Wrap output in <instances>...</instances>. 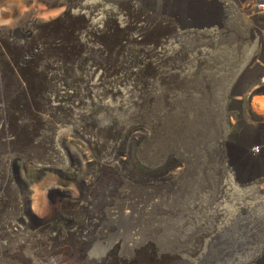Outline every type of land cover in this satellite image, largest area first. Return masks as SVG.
<instances>
[{
	"label": "rangeland",
	"instance_id": "1",
	"mask_svg": "<svg viewBox=\"0 0 264 264\" xmlns=\"http://www.w3.org/2000/svg\"><path fill=\"white\" fill-rule=\"evenodd\" d=\"M240 3L0 0V264L251 259L220 250L264 198V18Z\"/></svg>",
	"mask_w": 264,
	"mask_h": 264
},
{
	"label": "built area",
	"instance_id": "2",
	"mask_svg": "<svg viewBox=\"0 0 264 264\" xmlns=\"http://www.w3.org/2000/svg\"><path fill=\"white\" fill-rule=\"evenodd\" d=\"M216 1L218 0H204L207 4ZM239 5L241 10L243 9L247 12L243 13V15L254 20V22L259 18H264V0H241ZM248 154L251 158H263L264 139L262 142L250 146ZM250 186L252 191H256L264 197V175L251 183ZM261 202H264V198L260 201L252 199L249 204L241 203L236 216L231 220L230 228L225 231L229 235L226 241L229 239L231 242H220V250L223 251V254L237 258H251L249 261L243 262V264H264V204L258 206ZM215 230L213 237L219 235L218 228Z\"/></svg>",
	"mask_w": 264,
	"mask_h": 264
},
{
	"label": "bare ground",
	"instance_id": "3",
	"mask_svg": "<svg viewBox=\"0 0 264 264\" xmlns=\"http://www.w3.org/2000/svg\"><path fill=\"white\" fill-rule=\"evenodd\" d=\"M110 186V185H109ZM114 188V187H113ZM137 189V188H136ZM142 190V189H141ZM124 191V190H123ZM136 191V190H135ZM145 191V190H144ZM116 192H117V190H116ZM129 192V191H128ZM134 192V191H133ZM139 192H141V191H139ZM124 193V192H123ZM111 194V193H110ZM114 194V193H113ZM137 194V193H136ZM148 194V193H147ZM119 195V194H118ZM135 195V194H134ZM121 196V195H120ZM124 196V195H123ZM139 196V195H138ZM141 196H143V194H141ZM144 197H146L145 195H144ZM143 197V198H144ZM117 198V197H116ZM115 198V199H116ZM131 198H133V196L131 197ZM148 198H150V197H148ZM118 199H120V198H118ZM117 199V200H118ZM112 200H114V199H112ZM111 201V200H110ZM136 201H138V200H136ZM115 202H116V200H115ZM114 202V203H115ZM132 202H135V201H132ZM143 202V201H142ZM148 202V201H147ZM151 202V201H150ZM113 203V204H114ZM125 203V202H124ZM138 203V202H137ZM119 205V204H118ZM124 205V204H123ZM127 205V204H126ZM131 205V204H130ZM134 205H136V204H134ZM145 205V204H144ZM106 206V205H105ZM120 206V205H119ZM140 206V205H139ZM121 208H123V207H121ZM138 208V207H137ZM148 208H149V206H148ZM126 209H129V210H131L132 211V213H134V211H133V208L131 207V206H127V208ZM145 209V208H144ZM124 210V209H123ZM142 210V209H141ZM125 211V210H124ZM128 211V210H127ZM116 212L117 213H115V214H120L121 213V210H119V209H116ZM142 212V211H141ZM150 212V211H149ZM128 212H123V214H125V216L127 217V214ZM106 214V213H105ZM108 215V214H107ZM138 215V214H137ZM142 215V214H141ZM113 216V215H112ZM130 216V215H129ZM133 216V215H132ZM111 217V216H110ZM120 217V216H119ZM123 217H124V215H123ZM131 217V216H130ZM129 217V218H130ZM135 217V216H134ZM144 217V216H143ZM150 217V216H149ZM149 217H148V219H149ZM118 218V217H117ZM133 218V217H132ZM120 219V218H119ZM138 219V218H137ZM141 219V218H140ZM144 219H145V217H144ZM123 220V219H122ZM139 220V219H138ZM140 221V220H139ZM144 221V220H143ZM144 223H145V221H144ZM118 225V224H117ZM116 225V226H117ZM120 225V224H119ZM126 225H127V223H126ZM130 225H131V223H130ZM135 225H136V223H135ZM144 225V224H143ZM115 227V226H114ZM113 227V228H114ZM119 227V226H118ZM116 228V227H115ZM121 228H124V227H121ZM129 228V227H128ZM125 230V229H124ZM110 231V230H109ZM118 231V230H117ZM114 232H115V230H114ZM127 232V231H126ZM130 232V231H129ZM121 233H122V231H121Z\"/></svg>",
	"mask_w": 264,
	"mask_h": 264
}]
</instances>
